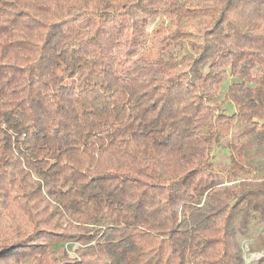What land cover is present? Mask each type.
Masks as SVG:
<instances>
[{"label":"trees","instance_id":"obj_1","mask_svg":"<svg viewBox=\"0 0 264 264\" xmlns=\"http://www.w3.org/2000/svg\"><path fill=\"white\" fill-rule=\"evenodd\" d=\"M260 155L264 0H0V264H244Z\"/></svg>","mask_w":264,"mask_h":264},{"label":"rangeland","instance_id":"obj_2","mask_svg":"<svg viewBox=\"0 0 264 264\" xmlns=\"http://www.w3.org/2000/svg\"><path fill=\"white\" fill-rule=\"evenodd\" d=\"M156 22L157 20H155L153 23L155 24ZM153 23L152 25H154ZM233 81L234 80L231 76H227V78L221 84L218 92V100L224 102L226 112L228 113L234 111V106L229 101L225 100V95L228 86ZM213 152L214 163L217 164L218 167L225 166L229 163L227 149L223 147H215ZM252 163L258 165L260 169L264 168V155L255 157ZM260 173L261 172H259V174ZM260 239L264 242V221L260 222L255 220L249 225L247 235L238 238L244 264H264V260L262 259L264 256V247L259 242Z\"/></svg>","mask_w":264,"mask_h":264}]
</instances>
